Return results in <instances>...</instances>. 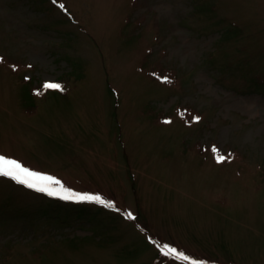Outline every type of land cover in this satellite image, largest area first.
Here are the masks:
<instances>
[{"label": "rangeland", "instance_id": "374dc122", "mask_svg": "<svg viewBox=\"0 0 264 264\" xmlns=\"http://www.w3.org/2000/svg\"><path fill=\"white\" fill-rule=\"evenodd\" d=\"M0 155L122 210L0 177V264H264V0H0Z\"/></svg>", "mask_w": 264, "mask_h": 264}, {"label": "snow or ice", "instance_id": "6c2138e0", "mask_svg": "<svg viewBox=\"0 0 264 264\" xmlns=\"http://www.w3.org/2000/svg\"><path fill=\"white\" fill-rule=\"evenodd\" d=\"M60 7L64 8L65 6L60 4ZM163 79L167 80L168 78L164 77ZM43 88L44 90L57 89L64 91V86L55 82H46L43 85ZM37 94L41 93L37 91ZM194 119L198 120L199 117H195ZM213 152L217 153V149L215 147H213ZM216 159L217 162H222L226 159V157L217 153ZM0 177L10 178L17 184L65 201L96 203L117 212L122 211L117 207L114 201L106 199L99 193L93 194L75 191L66 187L65 184L57 178L35 171L22 164L20 161L4 155H0ZM125 218L134 220L135 216L130 211H126ZM157 246L164 256H174L178 259L189 261V264H208V262L196 261L183 251H180L166 243L162 246L159 244Z\"/></svg>", "mask_w": 264, "mask_h": 264}]
</instances>
